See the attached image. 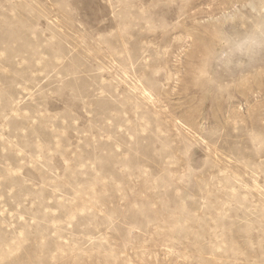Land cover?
I'll return each mask as SVG.
<instances>
[{"label":"rangeland","instance_id":"1","mask_svg":"<svg viewBox=\"0 0 264 264\" xmlns=\"http://www.w3.org/2000/svg\"><path fill=\"white\" fill-rule=\"evenodd\" d=\"M262 19L0 0V264H264V50L217 39Z\"/></svg>","mask_w":264,"mask_h":264},{"label":"clouds","instance_id":"2","mask_svg":"<svg viewBox=\"0 0 264 264\" xmlns=\"http://www.w3.org/2000/svg\"><path fill=\"white\" fill-rule=\"evenodd\" d=\"M217 39L220 44L227 51L224 53V59L231 62L237 57H247L253 59L258 51L264 50V19L257 24L253 30L244 37L232 36L223 32L217 34ZM214 54L210 53L207 61L212 58Z\"/></svg>","mask_w":264,"mask_h":264}]
</instances>
